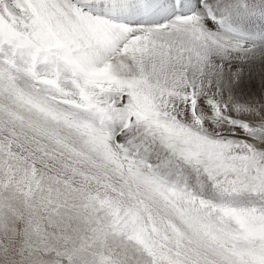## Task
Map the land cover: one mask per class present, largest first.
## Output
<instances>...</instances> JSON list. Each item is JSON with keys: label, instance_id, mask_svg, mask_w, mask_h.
<instances>
[{"label": "snow or ice", "instance_id": "6c2138e0", "mask_svg": "<svg viewBox=\"0 0 264 264\" xmlns=\"http://www.w3.org/2000/svg\"><path fill=\"white\" fill-rule=\"evenodd\" d=\"M0 264H264V0H0Z\"/></svg>", "mask_w": 264, "mask_h": 264}]
</instances>
